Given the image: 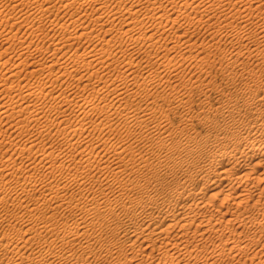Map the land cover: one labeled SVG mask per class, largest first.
Segmentation results:
<instances>
[{
	"label": "bare ground",
	"instance_id": "bare-ground-1",
	"mask_svg": "<svg viewBox=\"0 0 264 264\" xmlns=\"http://www.w3.org/2000/svg\"><path fill=\"white\" fill-rule=\"evenodd\" d=\"M12 1L14 2V8L24 5L27 9L21 8L17 12L21 14H15L12 17L14 20L10 24V0L0 1V44H3L0 46V67H2L0 69L2 77L0 80V96H2L1 99H4V103L0 106V122L4 117L7 118L6 121L12 118L20 128L17 129L20 133L21 130L30 125H37L39 128L38 134L42 135L44 132L47 134L54 133L58 138L60 137L61 148L52 149L56 145L51 148L49 144L48 146L44 145V148L42 145L44 149L41 153L34 154L35 144L29 147L22 144L23 147L17 148L16 152L19 151L20 154H26L27 152L28 155L25 157L27 159L15 163L17 157H14L13 165H10L12 151L8 152L9 149L5 146V150H7L0 152V204H9L10 198H12V205L14 206L12 210L5 207L2 209L3 206H0V223L8 222L9 226H12V230L8 228L0 234V251H4L3 254L0 252V264H61L62 262H73L76 254L65 250L63 248L65 244H62V249L59 248L55 241L58 238L65 243L69 242L71 236L78 235L81 232L88 239L91 236L95 237L89 234L86 229L88 217L93 213L103 217V220L101 218L97 223V227H99L98 224L102 228L111 226L113 229L112 234L114 233L119 237H116L118 242H114L112 245L117 244L113 245L114 248L125 253L126 258L125 261L122 260L123 264H183L182 259H186L188 255L193 257V254L198 260L203 259L201 264H218L220 259H227L229 264H264V95L261 97L256 91V93L251 94V97L248 96L249 99H243V102H241L244 108L248 106L249 110L246 114L254 118L252 124L239 121L234 111L233 121L228 124L232 128L234 136L226 135L222 137L218 135L214 143L215 151L207 149L204 145L200 149L189 146L175 148L176 153H180V156L184 154L186 158L171 157L173 158L171 160L173 167L170 161L163 162L166 159L164 157L163 160L161 155L158 157L162 159L160 164L157 163L158 166L156 164L151 166L150 163L152 164V162L147 161V155L141 154L140 157H135L143 152H141V147L138 145L127 144L122 140L116 142L118 139L115 138L116 141L111 142V139L106 138L107 134L105 138L99 133L102 138L95 136L97 130L98 132L100 130L106 132V130L115 128L119 120V113L127 112L124 123L135 130H133L132 135L138 136L142 141L154 142L160 147H165L169 139L173 137V132H168L169 128L165 120L157 118L156 109L152 111V106L149 104L146 106L140 103L136 104L132 99L140 94H145L149 99L151 96L150 88H155L158 83H163V85L168 83V86H170L168 90H164L158 95L167 102L166 95H174L173 90L178 86L173 83L176 79L165 78L164 71L178 69V61L174 62L177 58L174 59L173 55L175 51L177 53V50H174L172 56L168 54V56H159V59H155V57L154 61L152 56L154 49L158 51L163 47L168 50L179 48L182 50L181 52L185 53L183 50L186 51L189 46L193 47V44H189L192 42L188 43V39L183 40V35L187 31L183 32V35L176 34L172 37V43H169L171 39H168V42L167 40L165 42L160 40V32L165 31L166 27L169 28V31L174 28L175 24L173 23L180 21L182 16L181 14H175V12L180 11L187 13L183 23L187 21L192 25L198 22L195 24L198 25L199 23L211 22L213 17H217L221 20V25L217 29L218 32L227 30L224 33L244 39L249 34L246 31L247 25L255 18L245 11L247 8H261L260 1L159 0L161 3L158 6L142 8L138 3L141 0H115L117 10L112 11H106V7L113 0ZM88 3L96 5L91 12L88 9ZM74 6L78 8L77 16H71L69 21L59 23L50 20L49 23L53 26L54 31L59 32L58 34L47 31L41 32V28L37 31L39 39L36 38L39 41L41 39L42 44L38 41L37 45L34 46L31 40H28L32 36L28 37L30 33L27 36L26 31L22 32L21 35L19 34L21 28L24 27L27 30V27L32 26L33 28L34 25H37L38 22L36 23L35 20L44 21V16L41 14L37 16V11L45 13L54 9L59 10L61 7ZM166 7L171 8H169V13L164 9L162 10ZM123 10H126L122 14L126 21L125 24L122 27H114L119 12ZM193 14L197 17H193ZM139 15L143 19H136V16ZM144 18H151L154 22L146 23ZM236 21H238L239 26L234 25ZM260 22L257 23L258 29H260L258 32L254 31V33L264 41V24ZM49 23L47 24L49 25ZM179 24L182 23L179 22ZM107 25L110 27L106 28ZM209 25L211 24L209 23ZM16 26L17 29L15 30ZM37 28L39 29L38 25ZM138 30H142L141 33ZM35 32L34 30L33 33ZM218 32L216 33L218 34ZM210 33L212 34V32ZM109 35L111 38H107ZM16 38L20 41L19 53H17L19 61L10 66L13 59H11L12 54H10L11 42ZM118 38L129 40L126 51L117 43ZM82 39H85L88 43L90 42L85 50L80 49L79 44L83 42L80 41ZM68 44H70L69 47ZM141 47H145V49L138 52V57H134L136 55L134 51H139ZM127 52L131 56L126 57ZM120 53L122 57L117 56L116 58L115 56L120 55ZM43 54H47L48 57H44V59ZM183 57L181 58L183 59ZM179 66L181 67V63ZM136 71L141 72L136 73ZM176 76L178 78V74ZM30 78H38L42 81L38 84L26 82ZM95 78L96 80H94ZM65 83L70 88V92L67 90L69 93H66L67 91L62 88L63 86L61 87ZM61 88L66 92L60 90ZM156 88L155 90H157ZM109 97L112 98H110L111 102L107 101ZM44 99L55 102L48 109L55 114L52 118H49L48 110L45 109ZM90 112H95L99 121H97L98 119L97 122L90 119ZM241 112L243 111H239V113ZM8 123L10 125V122ZM179 129L182 132L186 130L185 127ZM220 130L224 129L221 128ZM110 132L112 131L110 130ZM36 134L32 133L34 137H37ZM42 139L39 138L40 141ZM4 142V135L0 133L1 146L5 145ZM39 143L38 141V146ZM25 144L27 145V143ZM221 145L222 147H220ZM218 148L219 151H217ZM127 153L133 156H130L129 160H126L125 157ZM107 154L110 158H113L116 166L109 168L110 165L108 164L112 162L104 166L97 163L99 158L103 159ZM24 155L22 156L24 157ZM172 156L176 155L172 154ZM20 158L18 157V159ZM135 158L140 160L129 171L131 174L139 168L141 171L146 168L157 175L163 173V179L176 178V183L173 182L175 185L171 184V187H167L168 182L165 185L161 179L159 182L156 181L157 184L153 183L156 193L146 190L141 192L142 194L139 196L132 195L133 193L127 194L128 200L122 199V195L125 194L122 189L121 194L117 195L115 193L117 196L113 195L114 188H116L113 186L114 183L122 187L126 184L135 187L141 183L136 180L138 178H132L129 182L124 181L125 178L124 180L121 179L123 174L121 166L127 170V161L136 162ZM95 163L99 165L98 168L100 167L97 169L98 172H101L102 176L104 175L102 179L92 171L94 167H97ZM103 163L106 164V162ZM43 171L44 173H41ZM109 177L113 178V184H109L111 182ZM56 181L58 183L54 184ZM146 182L148 183V181ZM92 183H95L97 188L90 185ZM70 185L80 187L79 195L67 196L65 190ZM160 188L164 193L167 192L166 199L162 198L163 192H160ZM209 191H211V194H209ZM233 199L234 201H231V203L234 202L236 207L230 208L226 203ZM61 208L70 210L72 214L77 215L75 217L77 219H74L77 221L73 222L75 225L64 226L65 228L59 227ZM112 216H115L114 219H117L118 223L112 219ZM91 217L94 216H90V219ZM13 220L28 222L29 225L17 229L12 225ZM90 222L94 227L96 222L93 220ZM110 222H113L114 225L112 226V223L110 225ZM250 224L251 229L252 227L254 229L255 226L254 234L249 233L250 235L246 236L247 233H244L243 237L233 234L236 231L238 232L240 226L248 227ZM82 228L85 231H81ZM206 233L219 238L220 242L218 241V244H215L213 241L212 248L208 244L200 247L196 241L203 240ZM46 235L51 236V239L42 242L41 240ZM226 235L228 238L224 240L223 237H226ZM212 236H210V239ZM99 237L97 238L99 239ZM103 237L105 236L103 235ZM206 238H208V235ZM103 239H107L108 242V238ZM94 240L93 238L92 241ZM105 240L104 242H106ZM97 241L99 242V240ZM35 242L38 245L32 247ZM118 243L129 244V249H127V246L124 250L125 245L120 246L121 244L118 245ZM192 243L196 244L193 245ZM106 244L108 245V243ZM190 244L193 245V248H190L187 252L186 249ZM66 246L68 249V245ZM156 246H158L157 252L154 250ZM184 247H187L185 253H183L184 256L179 255V258L177 255L175 256V251L181 250L182 252ZM89 248L91 247L88 243L83 248L84 255L81 254L82 259L87 262V256L90 254ZM83 249L80 250L81 253ZM172 250L174 252L170 253ZM111 251L114 252L112 249ZM5 252L9 254L6 255ZM181 252L177 251L178 254ZM85 254H87L86 257H84ZM95 257L100 258L99 255L96 256V253ZM196 260L194 259V261ZM186 263H188L187 260Z\"/></svg>",
	"mask_w": 264,
	"mask_h": 264
},
{
	"label": "rangeland",
	"instance_id": "rangeland-1",
	"mask_svg": "<svg viewBox=\"0 0 264 264\" xmlns=\"http://www.w3.org/2000/svg\"><path fill=\"white\" fill-rule=\"evenodd\" d=\"M0 1H8V0H0ZM40 1H45V0H40ZM155 1L156 0H141L138 3H139V6L142 7V8H151L153 6L160 5L161 2L159 0H157V3L156 4H155ZM259 1L261 3V6H260L261 8H257V7L247 8V10L245 11L246 13H249L250 15H252L255 18H253L254 20H252L247 25L246 31L249 34L246 35V37H244V39L243 38H240V37H237V36H235V37L234 36H230L229 34L224 33L227 30L226 31L224 30V32L223 31L222 32L221 31L218 32L217 29L219 28V25H221V23H220L221 20H219L217 17H213L211 19V22L209 21L208 23H199L198 25H195L198 22H195L194 24L191 23L193 26L190 25V23L187 22V21H185V23H183L184 20H185V16L187 15V13H183V12H180V11H176L175 12V14H181L182 16H181L180 21L173 23V24H175L174 28L171 29V31H169V28L166 27V30L163 31L165 33L160 32V38H161V39L159 38L160 40H164V42L167 40V42H168L171 39L169 41V43H172V41H173L172 37H174L176 34H180L181 35L183 32H186L187 31L185 33V35L182 34L184 36L183 37V40H187L188 39V43L189 42H192V43H189V44H191V45L193 44L192 45L193 47L189 46L188 49H186V51L183 50L185 53L181 52L182 50L179 49V48L172 49V50H168L165 47L161 48V49H164L162 51H161V49H159L158 51L154 49V53L152 51V53H153L152 54L153 59L155 57H156L155 59H157L159 56L160 57L161 56H164V55L165 56H168V54H169V56H170V54L172 56V54L174 53V50H177V53L175 51V54H173V55H174V59L177 58L174 62H177L178 61L177 62V66H178V69L179 70L178 69L177 70L179 72L177 70H175L176 72L175 71H170V70L164 71L166 73V74L164 73V75L166 76L165 78L168 79V77H169L171 79L173 78L172 80H175L176 79L175 82L173 81V83L174 84H177V86H178V88H176L175 90H173L174 91L173 92L174 95H172V96L171 95L170 96L169 95H166L167 102H165L164 98L159 97L158 95H160L162 93V91L168 90V88L170 87V86H168V83H164V85H163V83L162 84H159L158 83V85L156 86L157 88L155 87L157 90H155L154 87L152 88L153 90L150 88L149 91L151 93V96H150L149 99H147V96L145 94H140L135 99L134 98L132 99V100L135 101L136 104L140 103L143 106H146L147 104H149L150 106H152V109H151L152 111H155V109H156L155 112H157V115H158L157 118H160V119H164L165 120V123H166V125L169 128V131L168 132H171V131L173 132V137L171 139H169V141L167 142V144H166L165 147H160V146H158L154 142H147L145 140L142 141L138 136H135L134 134L132 135V132H133L134 129L131 126H127L124 123V119L127 116V112L119 113V120L117 121V123L115 125V128L113 127V128L110 129L112 132H110V130H106V132L100 130V132H98V130H97L95 136L98 137V138L99 137L100 138H102V137L105 138V135L107 134L106 135L107 136L106 138H109V140L111 139V142H115L118 139L116 142L122 140V141H124L127 144H130L131 143L132 145H138L139 147H141L140 148L141 152L142 151L143 152L140 153L139 155L136 154L137 156H135V157H140L141 154H144L145 156L147 155L146 156V157H148V160L147 161L148 162L149 161L152 162V164L149 162L151 166H153L154 164H156L158 166V164H160V160H162L165 157L164 159H166V160L163 159L164 160L163 162L170 161L171 162L170 164L173 167L174 165H173V162L171 161V160H173V158H171V157L176 158V157H179L181 155L180 153H176L177 151H176L175 148H178L179 149V148H182L183 146H189V147H192V148H195V149H200L202 147V145H204V146H206L207 149H210V150H214L215 151V149H214V143H215L216 137L218 135H220L222 137L223 136H226V135H232V136H234V134L232 132V128H230L228 126V124L233 121L234 111L236 112L235 115H236V117L238 118L239 121H244L246 124H249V123L252 124L253 121H254L253 120L254 118L252 116H249V115L246 114L247 111L249 110L248 109V106H247V108L246 107L244 108L241 102H243V99L244 100L245 99H249L248 96L251 97V94L252 93H256V91L258 92V94L261 95V97H263L262 95H264V41L261 40L258 37V35H256L254 33V31H257L258 32V30L260 29V28L258 29L259 26H257V23H259L262 20L260 23L261 24L262 23L264 24V0H259ZM256 4H254V5H256ZM13 5H14V2L12 0H10V24L13 22L14 19L12 17H14L15 14H17V15H20L21 14V13H17L21 8H26L27 9V7L24 6V5H20L17 8H14ZM87 6H88V9H89L90 12L93 10L94 7H96L95 4H89V3L87 4ZM169 8L170 7L162 8V10L164 9V11H166V12L169 13L170 12V9H171V8L170 9ZM77 10H78V8L76 6H74V7H61L59 10L54 9L53 11L45 12V13H42L43 11L42 12L41 11H39V12L37 11L36 12L37 13V16L41 14L42 16H44L45 19H44V21L43 20L42 21L35 20L36 23L38 22L37 25H38L39 29L37 28V25H34L33 28H34V30L36 32L38 30H40V28H41V30H40L41 32L42 31H47V32H51V33L55 32L56 34H58L59 32H56V31L53 30V28H52L53 26L49 23L50 20H55V21H58L59 23H61L62 21H69L71 19V16H77ZM112 10H117V6H116L115 0L111 1L109 3V5L106 7V11H112ZM125 11L126 10H123V11L119 12V14H118L119 16H118V19L114 23V27H122L125 24L126 21H125L123 15H122ZM256 15H258L259 17L258 16L256 17ZM195 16L196 15L193 14V17H195ZM260 17H261V19H260ZM136 19H143V18H142L141 15H139V16H136ZM258 20H259V22H258ZM39 21H40L41 24L39 23ZM144 21L146 23H152V22H154V20L151 19V18H144ZM170 22H172V21H170ZM179 22L182 23V24H179ZM47 23H49V25ZM187 23L191 27L188 26ZM209 23L211 25H209ZM234 25L235 26H239L238 21H236ZM107 27L109 28L110 26L107 25L106 28ZM33 28H32V26H30V28L27 27V30H25L26 28L23 27V28H21V31H20L19 34L21 35L22 32H25V31H26L25 33L27 34V36H28L29 33L32 34V35L29 34L28 37H31V36L32 37H31V39L28 38V40H31V42L35 46V45H37V42L39 41L38 40L39 38L37 37L38 32L37 33L36 32L33 33V31H34ZM211 28H213V29H211ZM14 29L16 30L17 29V26ZM10 30H11V26H10ZM27 31H29V32H27ZM40 31H39V33H40ZM141 31L142 30H138L139 33H141ZM209 31L212 32V34ZM213 32H214V34H213ZM216 32H218V34ZM189 34H190V36H189ZM225 35H226V37H225ZM249 36H252V37H249ZM33 38L34 39L36 38V39L34 40ZM107 38H111V36L109 35V37L107 36ZM17 39L18 38H16V40H13L11 42L12 43V46H11L12 49L10 48V54H12L11 59L12 58L13 59L10 62V66H12V64L14 62L19 61V58H18V54L17 53H19L18 48H19V42L20 41H19V39L18 40ZM32 40H34V41H32ZM201 40H203V41H201ZM80 41H83V42H80ZM80 41H79L80 44H79V42H77V44L80 45V49L81 50H85V48L86 47L88 48V46L90 45L89 44L90 42L89 43H88V41L86 42L85 39L84 40L82 39ZM200 42H202V43H200ZM39 43L42 44V40L41 39H40ZM47 43H49V42H47ZM47 43H46V45H47ZM117 43L124 49V51H126L127 50L128 43H129V40L127 38H118L117 39ZM208 43H210V44H208ZM214 44H215V46H214ZM2 45L3 44H0V46H2ZM204 45L207 46V47H205ZM69 46H70V44H68V47ZM209 46H211V47H209ZM99 47H101V46H99ZM143 49H145V47L139 48V51L138 50H135L134 52H135L136 55H134V57H138L139 56V55H137V54H139L138 52H140V51L142 52ZM197 50H199L200 52L197 51ZM0 52H1V50H0ZM161 52H162V54L163 53L164 54L162 55ZM179 53H180L181 56L179 55ZM126 54H127V56L125 55L126 57L131 56V54H129L128 52ZM156 54H157V56H155ZM195 54H196V56H195ZM46 55L47 54H43L42 57L43 58L44 57L45 58L48 57V55L47 56ZM117 56L118 57H122V54L120 53V55L118 54L115 57L117 58ZM183 56L185 57V60H184V57ZM181 57H183V59ZM195 57H198V58H195ZM178 58H180V59H178ZM4 59H5V57H4ZM155 59H154V61H155ZM41 60H42V58H41ZM180 63H181V67L179 66ZM1 68L2 67H0V69ZM182 69H184V70H182ZM140 72L136 71V73H140ZM108 74H110V73L108 72ZM177 74H178V78L176 76ZM188 75H190V76H188ZM1 78L2 77L0 75V80H1ZM94 80H96V78ZM41 81L42 80L41 79H38V78H30L29 81H26V82H28V83L35 82V83L38 84ZM22 84H24V83H22ZM66 84L67 83H65V85L62 84L61 87L63 86L62 88H64L66 91L68 90L70 92V88ZM183 84H186V85H183ZM65 86L68 87L69 89L66 88ZM16 88H17V86H16ZM62 88L60 90H64ZM68 91L66 93H69ZM111 97H109L107 101L111 102V99H112ZM1 98H2V96H0V103H1L0 106L4 103L3 102L4 99H1ZM151 98H153L154 100L151 99ZM158 99H160V100H158ZM180 99H182V100H180ZM232 99H233V101L234 100L235 101L234 102L231 101ZM236 100H238L239 102L236 101ZM151 101H152V103H151ZM43 103H44L45 109H47V110L49 109V106L50 105H54L55 104L54 101L49 100V99H44L43 100ZM241 105H242V108H241ZM234 106H237V107H234ZM239 109H241V110H239ZM239 111H243V112L239 113ZM48 115H49V118H52L55 114H54V112H51V111L48 110ZM96 115L97 114L95 112L94 113H92V112L89 113L90 119H93V121L94 120L96 121L98 119ZM6 120H7V118L4 117L1 120V122H0V130H3L2 132L0 131V133L2 135H4V140H5V142H4L5 145H2L1 146V144H0V152H3L6 147H7V149H9L8 152L12 151V154L10 153L11 154L10 155V165L11 164L13 165V163H14V157H17V158H15V163L16 162H19V161H21L23 159L24 160L27 159V158H25L28 155L27 152H26V154L24 153L26 156L24 154H22V153L20 154L19 151L16 152L19 149V147H23L24 145L26 147H29L32 144H35L34 154L41 153L42 149H44L45 146H48V144L51 145V148L53 147V145L54 146L56 145V147H53L52 149H60L61 148V145L59 143V141H61V139H60V137L58 138L56 134H54V133L53 134H51V133L47 134L45 132L43 133L44 135L43 134L42 135L41 134H38L39 133V128L37 127V125H35L36 127L33 126V125H30V126L26 127L24 130H21V133H20L19 131H17V129H20V128L15 123V120H13L12 118H10V120H8V121H6ZM97 121H99V119ZM3 122H5V123H3ZM8 122H10V125H9ZM15 125H16V127H15ZM180 127H185L186 130L184 132L180 131V129H179ZM221 128L224 129V130H220ZM9 131H10V133H8ZM32 133H35V134L37 133L36 134L37 137H34L32 135ZM98 133L100 135H102V137ZM49 136L52 137V138H50ZM54 136H55V138H53ZM31 137H34V138H31ZM56 137L58 138L57 140H56ZM39 138L40 139L43 138V139L40 141ZM48 138H50V139H48ZM114 138L116 140H114ZM30 139H32V140H30ZM36 139H38L37 140V143H36ZM44 140H46V141H44ZM50 140H52L51 143H50ZM38 141L41 143V144L39 143V146L41 145L40 147L38 146ZM53 141H55V142H53ZM42 142H44V143H42ZM96 142H98V141L96 140ZM25 143H27V145ZM29 143H31V144L29 145ZM46 143H47V145H46ZM22 144H23V146H22ZM8 145L11 146V147H9ZM42 145H43L44 148L42 147ZM14 147H16V148L14 149ZM220 147H222V145ZM219 148H218L217 151H219ZM12 149H14V150H12ZM13 152H14V154H13ZM15 154H16V156H15ZM172 154L173 155H176V156H172ZM22 155H24V157ZM160 155H161V158L162 159L161 158H158V157H160ZM107 156H108V154L106 156H104L105 158L103 157V159L102 158H99V161L97 163H99L100 165L102 164L101 166H104V165H107L109 162H112L111 163L112 165L110 163L108 164V165H110L109 168L112 167V166L113 167L116 166L115 161H113V158H110L109 156L108 157ZM130 156H132V155L129 154V153H127V155H125V157L127 158L126 160H129ZM168 156H170V157H168ZM18 157L19 158L21 157L22 159L21 158L18 159ZM181 157L182 158H186L184 156V154H183V156H180V158ZM32 159L34 160L35 158H32ZM108 159H109V161H108ZM136 159L137 158H135V161L136 162L127 161V166H128V167L126 166L127 167L126 168L127 170L123 169V166H121V168L123 170V174H122V178L121 179L124 180V178H125L124 181L127 180L129 182V180L132 179V178H134V179L138 178L136 180H139L141 183L139 185L137 184V186H135V187H133V186L130 187V185L127 186V184H126V185H124L125 186V188H124V186L122 187L120 185H116V183L113 182V178H111V177H113L112 174L108 172L109 175L111 176V177H109V181H111V182L108 181L109 184H113L114 183L113 186L116 187V188H114V191L115 192L112 193L113 195H116V194L119 195V194H121L123 192L125 194L122 195V199L128 200L127 197H126L127 194H132L133 193L132 195H136V196L138 195L139 196V195L142 194L141 192H144L146 190H150V192L153 191V192L156 193L157 191H156V188H154L153 183L154 184H157V182L161 181V179H162V181L164 182L165 185H166L167 182L169 183V184L167 183V185H166L167 187H171L172 185H175L174 183H176V180H177L176 178H172L171 177V178L163 179L162 178L163 177V173L158 174L159 175V177H158V175L157 174H154L150 169H146V168L145 169H142L141 168L142 169V171H141L140 168L137 169V167H135L137 170H135L131 174L129 171H131L134 168V165H136L137 163H139V160H140L139 158H138L139 160H136ZM103 162H106V164L103 163ZM97 163H95V164L97 165ZM120 165H121V163H120ZM98 166L99 165H97L96 168L94 167L92 169V171H94L95 173H97L96 175L98 177L100 176L99 178L102 179V177L104 175L102 176V173L101 172H98L97 169L100 168V167L98 168ZM136 171H137V173H136ZM144 171H146V172H144ZM41 173H44V171L41 172ZM123 176H125V177H123ZM136 176H138V177H136ZM126 177H128V178L126 179ZM153 179L155 180V182L156 181L157 182L155 183L153 181ZM146 181H148V183ZM56 183H58V182L57 181L54 182V184H56ZM90 185H92V186H94V187L97 188V185H95V183H92ZM197 186H198V184H197ZM128 188H129V190H128ZM134 188H135V190H134ZM131 189H133V190H131ZM80 191H81V189H80V187L78 185H70L65 190V192L67 193V196L68 195H76L77 196V195H79ZM160 192H163L162 193V196H163L162 198L163 199H166V197H167L166 193L167 192L164 193V191L162 190V188H160ZM209 192H210L209 194H211V191H209ZM15 195H17V194H15ZM15 197H19V196H15ZM11 199L12 198H10V202H9L10 205L9 204H6V205L0 204V206L1 205L3 206V207L1 206L2 209H4V207H5L6 209L7 208H10L12 210L14 208V206L12 205V200ZM231 201H234V199L228 201L226 203V204H228L227 206H229L230 208H233V206L236 207L235 206V203L234 202L231 203ZM63 210H65V211H63ZM62 211H63V214H62ZM69 211L70 210H66V209H62L61 208L60 216H59V227L60 228H62V227L65 228V227H70V226L75 225L74 223L77 220H74V219H77V218H75V217H77V215H75L74 212H73L74 214H72V212L70 211L71 212L70 213ZM243 211H244V208H243ZM65 212H66V214H65ZM90 216H94V217H91V219H90ZM90 216L88 217V223H86V229L88 230L87 232L89 234H91V235H94L95 237L97 236L96 234H99L97 236V237L100 236L99 239L97 237L95 238L93 236H91L90 239H88L86 237V235H84L81 232V231H85L84 230L85 227H83L84 229L83 228L81 229V231H80L81 233H79L78 235H73L74 238H73V236H71L72 239L70 238V241L69 242H66L65 243V242L61 241V239H58L57 238V240L55 242H56V244H57V246L59 248L63 247L62 244L63 245L65 244V246L63 247L65 250L72 251V252H74L76 254V256L73 259V262L72 261L62 262L61 264H64V263L65 264H107V263L108 264H123V261H125V258H126L124 256L125 253L123 251H121V250H120L121 252H119V249H117V248L115 249L114 248L113 245H117V244H113L112 245V243L118 242V239L117 238H119V237L116 236L114 233L112 234L113 229H112L111 226H110L111 228L109 226H105L106 228L105 227L102 228L98 224L99 227H97V223H99V220L101 218L103 220V217L102 216L100 217V216H98V214L95 215L94 213H93V215H90ZM64 218H67V219H64ZM114 218H115V216H112V219H114ZM62 219H63V221H62ZM92 220L96 222L94 224L95 225L94 227H93V224H91V222H90ZM114 221H116L118 223L117 219H114ZM64 222L66 223L67 226L64 225L65 224ZM111 223H112V226H113L114 225L113 222H110V225H111ZM60 224H62V225H60ZM90 224H91V226H90ZM12 225H14L17 229H21V228L27 227L29 225V223L28 222L18 221V220H13ZM83 225H85V224H83ZM250 226H251V224L248 227L247 226H240L238 228V232L236 231V233H233V234H235L236 236H239L240 235L241 237H243L245 235L244 233H247L246 236H248L250 234H254L255 226H254V229H253V227L251 229ZM8 228L10 230H12V226L11 225L9 226V223L8 222L0 223V234H1L2 231L6 230ZM94 228H95V231H94ZM98 229L99 230L101 229V230L99 231ZM91 230H92V233H91ZM93 231H94V233H93ZM49 235H46L41 241L43 242L44 240H50L51 239V236L48 237ZM103 235L105 237H103ZM207 235H208V238H206ZM227 235H228V233H227ZM227 235H226V237H223L224 240L226 238H228ZM210 236H212V235H209L208 233H206V235L203 238V240L201 239V240H199V242L196 241L197 244H199L200 247L208 244V246L210 248H212L213 241L215 242V244L216 243L218 244V241L220 242L219 238H215L214 236H212L211 237L212 240H211L210 239ZM79 238H81V239L79 240ZM83 238H86V239L83 240ZM93 238L96 241L95 240L92 241ZM103 238H108V242L106 241L107 239L105 240ZM114 239L115 240L117 239V240L115 241ZM97 240H99V242ZM104 240L106 242H104ZM73 241H75V242H73ZM101 241H102V243H101ZM203 242H206V243L204 244ZM81 243H82V245H81ZM88 243H89V246L91 247V248H89L90 254H88V256H87V254H85V256H84V257H86V256L88 257V262H87L86 260H83L82 259V255H84V249L83 248L85 246H87ZM106 243H108L109 246ZM109 243H111V244H109ZM90 244H92V245H90ZM100 244L101 245L103 244V245L101 246ZM120 244L118 243V245H120V246L125 245L124 246V250H125V248L127 246H128L127 249H129V246H130L129 244H127V243H124V244L123 243H120ZM192 244L195 245L196 243H192ZM192 244H190L191 247L190 246L188 248L187 247H184L182 249V252H181V250H177L178 252H181L180 254H178L177 251H175V253H174L175 256L177 255L178 258H179V255H181V257L184 256L183 253H185L186 250H187V252H189L188 250H190V248H193V245ZM37 245H38V243L35 242L32 245V247H36ZM66 245H68V249H67V246ZM79 245L81 246V248H79L80 247ZM111 246H113V247H111ZM92 247L94 249V253H93ZM104 247H105V250H104ZM157 247L158 246H156L155 247L156 249H154L155 252L158 251V248ZM102 248H103V250H102ZM108 248H110V249L107 250ZM82 249H83V252L81 253ZM91 249H92V251H91ZM111 249L114 252H112ZM0 252L2 254L4 253L3 250L0 251ZM105 252L106 253L110 252V253H108L109 255L108 254L106 255ZM117 252H118V254H117ZM173 252L174 251L172 250V252H170V253H173ZM5 253H6V255L9 254L8 252H5ZM95 253H96V256L99 255L100 258L99 257L96 258L95 257ZM99 253L100 254L103 253L104 255L103 254L100 255ZM10 254H11V250H10ZM115 254H116V256H114ZM121 255H122V257H121ZM102 256H103V258H101ZM106 256H107V259H106ZM119 256H120V258H119ZM191 257H192V255H188L186 257V259L185 258L182 259L183 261H181V262H183V264H194V263L195 264H201V262L203 261V259L198 260L194 254H193V257L192 258ZM55 259H57V258H55ZM99 259H101V260H99ZM194 259L195 260L197 259V260L194 261ZM104 260H105V262H104ZM186 260H187L188 263H186ZM223 260H225V261L223 262ZM101 261H103V262H101ZM219 263L220 264H224V263L225 264H229V262H228L227 259H220V260H218V264Z\"/></svg>",
	"mask_w": 264,
	"mask_h": 264
}]
</instances>
